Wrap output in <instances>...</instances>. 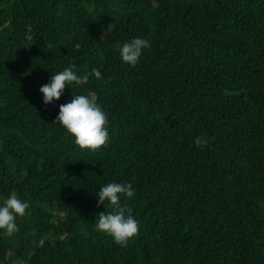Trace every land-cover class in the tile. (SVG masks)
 Segmentation results:
<instances>
[{"label": "trees", "instance_id": "obj_1", "mask_svg": "<svg viewBox=\"0 0 264 264\" xmlns=\"http://www.w3.org/2000/svg\"><path fill=\"white\" fill-rule=\"evenodd\" d=\"M137 37L151 47L130 67L113 45ZM72 64L87 82L45 107L39 88ZM88 93L108 116L95 152L54 123ZM109 182L135 191L126 247L94 227ZM11 193L28 208L0 264H264V0H0Z\"/></svg>", "mask_w": 264, "mask_h": 264}, {"label": "clouds", "instance_id": "obj_2", "mask_svg": "<svg viewBox=\"0 0 264 264\" xmlns=\"http://www.w3.org/2000/svg\"><path fill=\"white\" fill-rule=\"evenodd\" d=\"M113 47L123 64L135 67L142 59L144 51L151 45L147 39L137 37L123 43L116 42ZM93 74L97 78L100 77L98 71L94 70ZM87 79L86 76L77 73L74 64L54 73L50 81L39 88L42 103L45 107L55 104L64 94L66 86L80 87ZM54 123L64 129L81 150L98 151L110 139L107 113L96 102L92 93L73 94L69 102L59 106ZM207 143L204 137L195 139L197 147L206 146ZM96 194L99 198L98 206L104 205L111 208V211L99 214L98 220L94 223L95 230L110 236L116 245L126 247L129 240L139 231L138 221L133 217L132 209L121 202L122 197L128 199L134 197L133 185L130 182H109L102 185ZM27 208L28 204L15 193L4 198L0 202V235L13 237L18 231L16 220L25 216ZM44 244L45 240L40 239L37 246L43 247Z\"/></svg>", "mask_w": 264, "mask_h": 264}]
</instances>
